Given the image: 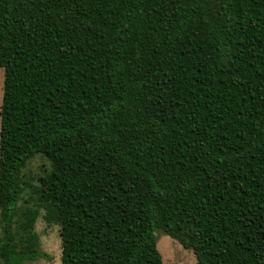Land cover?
Here are the masks:
<instances>
[{
    "label": "trees",
    "instance_id": "1",
    "mask_svg": "<svg viewBox=\"0 0 264 264\" xmlns=\"http://www.w3.org/2000/svg\"><path fill=\"white\" fill-rule=\"evenodd\" d=\"M0 67V264L42 211L61 264H264V0H0Z\"/></svg>",
    "mask_w": 264,
    "mask_h": 264
},
{
    "label": "rangeland",
    "instance_id": "2",
    "mask_svg": "<svg viewBox=\"0 0 264 264\" xmlns=\"http://www.w3.org/2000/svg\"><path fill=\"white\" fill-rule=\"evenodd\" d=\"M3 85H4V69L0 67V110L3 99ZM1 129V116H0ZM51 169L50 162L43 156L37 155L30 159L27 167L24 169V175L27 177H34L32 180L34 185L39 182L38 177L44 175L45 172ZM30 192L23 195L24 199H29ZM31 201V200H30ZM33 202V201H31ZM25 202L21 201L20 205ZM44 211L41 212L36 222V233L41 240V249L49 258L37 259L27 264H61L62 244L60 236V227L58 225H48L43 219ZM156 237L158 240V249L163 257V264H196V257L191 250H186L176 240L166 235L162 231H157Z\"/></svg>",
    "mask_w": 264,
    "mask_h": 264
}]
</instances>
